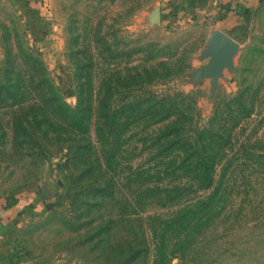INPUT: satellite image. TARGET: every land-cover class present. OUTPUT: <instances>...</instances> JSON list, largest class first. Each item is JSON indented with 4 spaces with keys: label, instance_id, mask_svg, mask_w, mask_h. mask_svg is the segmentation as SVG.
I'll return each instance as SVG.
<instances>
[{
    "label": "rangeland",
    "instance_id": "374dc122",
    "mask_svg": "<svg viewBox=\"0 0 264 264\" xmlns=\"http://www.w3.org/2000/svg\"><path fill=\"white\" fill-rule=\"evenodd\" d=\"M172 2L0 0V204L34 200L9 230L29 264H264V8L213 75ZM168 89L190 97L158 121Z\"/></svg>",
    "mask_w": 264,
    "mask_h": 264
},
{
    "label": "crops",
    "instance_id": "0c3cea01",
    "mask_svg": "<svg viewBox=\"0 0 264 264\" xmlns=\"http://www.w3.org/2000/svg\"><path fill=\"white\" fill-rule=\"evenodd\" d=\"M173 5L175 21L178 23L192 20L206 23L209 30H218L229 36L232 40L244 30L252 13L259 8H264V0H169ZM181 19V20H180ZM33 198H24L10 207L0 204V264H29L22 256H16L9 240V230L13 223L21 221L27 212H18L33 203ZM29 204V205H28ZM39 202H34L32 210L40 207ZM30 208V209H31Z\"/></svg>",
    "mask_w": 264,
    "mask_h": 264
},
{
    "label": "trees",
    "instance_id": "16d2710c",
    "mask_svg": "<svg viewBox=\"0 0 264 264\" xmlns=\"http://www.w3.org/2000/svg\"><path fill=\"white\" fill-rule=\"evenodd\" d=\"M190 96L186 93H183L182 91L178 89H168L166 92L158 93L156 95L155 104L153 105L154 111L156 113L160 114L159 120L162 121L168 117L171 116L172 111L175 113L177 112V109L179 107L177 106L178 101H184L185 99L189 98ZM80 98L76 101V107L75 109H70L69 114H67V117H69L71 120L74 119V121H78L81 117L80 113ZM192 109V108H191ZM187 115L192 116L191 110H189ZM189 118L191 119V117ZM79 117V119H78ZM186 118V115H185ZM188 124V122H185ZM186 126V125H185ZM189 126V125H188ZM178 128L173 130V133L175 135H178L180 138V144L186 146L188 150H191L192 152L190 157H194V161L197 163V168L200 169L199 171V179L202 181L205 180V185L209 186L210 184V176H208V172H210L209 169H207V165L205 164V158L207 155L205 152H196V150H204L205 144L202 143V138H200V133L198 131H195L194 134L190 135L191 130L190 127L185 128L183 125H178ZM208 138H211V135H207Z\"/></svg>",
    "mask_w": 264,
    "mask_h": 264
},
{
    "label": "water",
    "instance_id": "95a60500",
    "mask_svg": "<svg viewBox=\"0 0 264 264\" xmlns=\"http://www.w3.org/2000/svg\"><path fill=\"white\" fill-rule=\"evenodd\" d=\"M155 13L153 17H156ZM234 51V41L221 31H211L208 38L207 52L210 54L209 72L215 75L222 65H226L230 61V56Z\"/></svg>",
    "mask_w": 264,
    "mask_h": 264
}]
</instances>
